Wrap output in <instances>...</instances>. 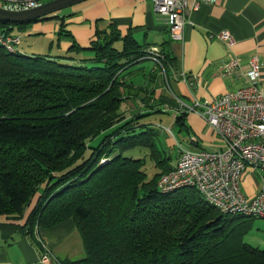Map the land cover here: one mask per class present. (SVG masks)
<instances>
[{"label":"trees","instance_id":"1","mask_svg":"<svg viewBox=\"0 0 264 264\" xmlns=\"http://www.w3.org/2000/svg\"><path fill=\"white\" fill-rule=\"evenodd\" d=\"M59 20L68 55L0 46V219L21 218L36 197L24 226L33 239L37 227L73 218L85 254L64 264H264V248L244 240L252 217L223 213L194 188L160 190L179 153L142 122L151 113L128 117L125 103L138 95L121 78L148 49L115 24L82 47ZM36 21L0 29L19 33ZM135 148L155 161L151 178L146 157L125 155Z\"/></svg>","mask_w":264,"mask_h":264},{"label":"crops","instance_id":"2","mask_svg":"<svg viewBox=\"0 0 264 264\" xmlns=\"http://www.w3.org/2000/svg\"><path fill=\"white\" fill-rule=\"evenodd\" d=\"M194 1L188 0L189 6ZM198 1L199 9L190 10L187 15L183 41L171 39L151 0H87L66 12L61 10L44 18L47 22L42 19L32 23V28L45 31L46 38L53 39V47L58 38L59 18H63L76 42L88 47L98 29L115 24L122 37L132 35L148 52L151 49L164 51L172 61L169 69L164 71L146 55L121 73L125 91L138 95H132L125 103L128 117L140 111L151 113L142 122L161 128L167 144L177 153L180 148L220 149L221 138L200 114L188 111V107L195 101H210L248 86L245 71L255 57L262 65L260 84L264 88V0ZM224 31L235 39L231 47L218 37ZM121 44L119 42V48ZM71 45L70 40L63 39L52 49L54 54L51 55H68ZM85 54L80 53V56ZM234 59L240 61L241 71L223 73V64ZM182 71H186L187 80ZM156 114L161 115L158 122ZM252 177L246 173L242 179L248 196H254L258 189V182ZM36 201L37 197L21 218L0 219V264H44L36 239L46 243L63 261L82 258L84 243L73 218L52 228H41L34 234L35 240L27 233L24 226Z\"/></svg>","mask_w":264,"mask_h":264},{"label":"built area","instance_id":"3","mask_svg":"<svg viewBox=\"0 0 264 264\" xmlns=\"http://www.w3.org/2000/svg\"><path fill=\"white\" fill-rule=\"evenodd\" d=\"M45 0H0V7L9 10H27L40 6ZM155 12L164 20L173 41H183L187 15L197 10L200 1L189 6L188 0H151ZM214 2L215 0H206ZM228 46L235 39L228 32L218 34ZM22 35L0 29V46L17 52ZM146 57L154 59L164 69L165 55L151 49ZM261 63L251 59L245 71L249 85L220 95L213 100L195 103L188 111L200 114L222 140L220 149L180 148L174 169L161 175L158 186L164 193L181 188H194L204 200L230 215L264 218V88L261 87ZM223 73L240 72L238 60L223 64ZM165 71V69H164ZM182 76L187 80L186 71ZM248 173L258 177L254 196L243 190L242 179ZM41 261L54 264L45 245Z\"/></svg>","mask_w":264,"mask_h":264},{"label":"rangeland","instance_id":"4","mask_svg":"<svg viewBox=\"0 0 264 264\" xmlns=\"http://www.w3.org/2000/svg\"><path fill=\"white\" fill-rule=\"evenodd\" d=\"M49 1V0H45L44 2ZM43 2V3H44ZM69 8L64 9L62 11L66 12L68 11ZM54 15V14H52ZM57 15V14H56ZM51 16V15H50ZM49 16V17H50ZM44 22L45 19L43 20ZM32 24L30 26H28L26 29H22L21 30V34H22V43L19 45V51L21 53H34V54H40V55H50L54 54V50H52L53 48L55 49L56 45H57V39H55V43L53 45V39H47L46 38V34L45 31H39V30H32ZM168 113V112H167ZM173 115V112L168 113L167 115ZM167 115H164L163 118L167 119ZM156 120L157 122L159 120H161V115L160 114H156ZM167 122H165L164 124H166ZM100 139H95L93 142V144H97L98 141ZM149 152H146V150H143L142 148H135V149H131L125 152L126 156H134V157H146L147 159V164L145 166V170L148 174V177H152L157 171L158 169L155 167V161L151 159V157L148 155ZM171 155H173L175 157L176 155V150L173 148L170 150ZM124 155V156H125ZM255 178L253 179L254 181L256 180L257 182H259V179L257 176H255L253 174ZM247 228L246 229V234L244 237V240L252 245L258 246L260 248H264V219L262 218H253L250 219L247 223ZM41 228L37 227L36 228V232L35 233H39V230ZM79 231V230H78ZM80 233V232H79ZM81 235V234H80ZM39 236V235H38ZM41 245L39 246L41 249V252L43 255V248L45 245V249L46 247L48 248V251L50 250L49 253V257L52 258L54 260V264H64L63 260H61L60 258H58L56 256V254L46 245V243L44 242H40ZM85 251V250H84ZM85 254V252H84Z\"/></svg>","mask_w":264,"mask_h":264},{"label":"water","instance_id":"5","mask_svg":"<svg viewBox=\"0 0 264 264\" xmlns=\"http://www.w3.org/2000/svg\"><path fill=\"white\" fill-rule=\"evenodd\" d=\"M84 1L87 0H49L38 7L17 11L0 7V22L18 24L36 21Z\"/></svg>","mask_w":264,"mask_h":264}]
</instances>
